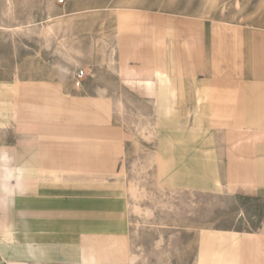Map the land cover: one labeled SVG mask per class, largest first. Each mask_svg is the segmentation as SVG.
Returning a JSON list of instances; mask_svg holds the SVG:
<instances>
[{"label":"crops","instance_id":"1","mask_svg":"<svg viewBox=\"0 0 264 264\" xmlns=\"http://www.w3.org/2000/svg\"><path fill=\"white\" fill-rule=\"evenodd\" d=\"M111 15L99 64L11 76L0 63V264H112L130 239L133 264H173L172 235L158 243L130 216L131 159L217 211L193 264H264V26L129 5ZM175 246L189 264L183 228Z\"/></svg>","mask_w":264,"mask_h":264},{"label":"rangeland","instance_id":"2","mask_svg":"<svg viewBox=\"0 0 264 264\" xmlns=\"http://www.w3.org/2000/svg\"><path fill=\"white\" fill-rule=\"evenodd\" d=\"M120 5L223 16L264 26V0H0V63L11 76L65 73L84 58L99 64L111 33V12ZM109 84L107 91L117 99L120 87L111 78ZM152 164L151 160L128 161L125 195L130 216L140 218L146 231L152 222L158 243H164L166 231L172 235L173 248L168 250L173 252V264H179L180 249L175 245L181 228L187 231L189 264H193L195 237L214 225L217 211L206 196L158 185ZM131 248L130 239L125 251ZM131 251L115 256L112 264H133Z\"/></svg>","mask_w":264,"mask_h":264},{"label":"built area","instance_id":"3","mask_svg":"<svg viewBox=\"0 0 264 264\" xmlns=\"http://www.w3.org/2000/svg\"><path fill=\"white\" fill-rule=\"evenodd\" d=\"M83 74V71L82 70H79L78 71V75L80 76V75H82Z\"/></svg>","mask_w":264,"mask_h":264}]
</instances>
